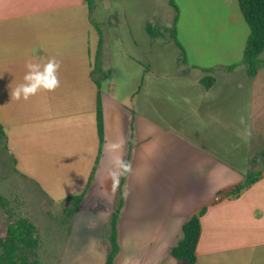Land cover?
<instances>
[{
    "label": "crops",
    "instance_id": "0c3cea01",
    "mask_svg": "<svg viewBox=\"0 0 264 264\" xmlns=\"http://www.w3.org/2000/svg\"><path fill=\"white\" fill-rule=\"evenodd\" d=\"M113 1L97 0L90 16L84 0H0V125L12 178L30 193L33 185L41 205L66 204L63 212L86 190L60 264H105L116 196L105 180L114 159L105 144L122 137L125 159L131 126L115 264H187L171 249L203 208L194 264H264V65L249 77L242 64L250 31L238 0H175L184 60L164 31L175 15L169 0L162 17L145 16L143 0ZM50 56L62 62L61 86L12 100L26 61ZM169 58L178 69L161 68ZM206 76L214 78L208 88ZM257 154L262 167L253 170ZM248 171L260 179L230 197ZM5 179L0 170V191ZM22 209L31 220L32 208Z\"/></svg>",
    "mask_w": 264,
    "mask_h": 264
},
{
    "label": "trees",
    "instance_id": "16d2710c",
    "mask_svg": "<svg viewBox=\"0 0 264 264\" xmlns=\"http://www.w3.org/2000/svg\"><path fill=\"white\" fill-rule=\"evenodd\" d=\"M89 7V15L97 0H84ZM240 10L248 24L249 36L245 47L242 64L246 68L247 75L254 77L259 69L263 67L264 61L261 54L264 51V0H238ZM169 4L174 8L175 15L173 24L170 28H165L164 31L170 34L171 39L176 46L181 50L183 56L185 51L183 46L177 39V24L179 19V8L175 0H169ZM148 32L152 36H156V32L148 28ZM98 67V61H97ZM236 66H230L228 69L232 70ZM205 87H209L214 78L206 76L201 80ZM97 122L100 137V143L103 138L102 128V111L100 103L97 106ZM6 134L3 126L0 125V142L5 143ZM134 145V132L131 126V133L128 139V147L125 160H131L132 149ZM264 159V150L260 154ZM257 163L256 159L253 160ZM93 175V174H92ZM92 175L89 178L88 185L92 180ZM127 177H122L120 181V188L116 192L113 211L109 218V222L104 234V238L108 242V250L105 258V264H115V261L120 252L119 231L118 225L121 218V213L125 205V184ZM261 177V171H248L244 175L243 181L238 184L229 193L230 197L238 196L243 190L249 188ZM86 190L81 194L70 196L72 206L65 210L66 214L73 218L77 212L78 206L85 197ZM2 200V197H0ZM206 208H203L196 214L192 215L189 220L183 225V237L179 240L176 246L171 249V255L176 259H184L187 264H194L196 262V248L201 233V217L205 213ZM37 229L33 222L28 218L19 217L15 221L9 222L6 227L5 236L0 238V264H37V249H38Z\"/></svg>",
    "mask_w": 264,
    "mask_h": 264
},
{
    "label": "rangeland",
    "instance_id": "374dc122",
    "mask_svg": "<svg viewBox=\"0 0 264 264\" xmlns=\"http://www.w3.org/2000/svg\"><path fill=\"white\" fill-rule=\"evenodd\" d=\"M138 3L143 4L145 16L149 11L155 12L158 10L157 12L162 17L163 14L171 10L167 0H143ZM120 4L119 0L113 1V5L119 6ZM168 52L170 56L178 54V50L172 46L169 47ZM166 67L172 68L173 70L178 69L177 66L173 65L172 59L170 58L168 60H161V68ZM175 72L173 71V73ZM254 159L258 162H250V167L253 170L261 168V158L259 155L257 154L252 160ZM12 167L13 165L7 156L4 143L0 142V170L6 175V179L4 180L6 186L0 193L7 197L5 199L0 195L2 197V200H0V238L5 236L6 227L9 222L15 221L24 215L23 213L25 212L22 208L26 204V207L29 206L33 210L31 212L29 211L30 216L28 215L26 217H31L30 221L38 227L37 237L39 243L36 257L37 264H60L63 250L71 237L70 227L74 217L70 218L66 212H63L66 204L52 205L46 203L41 205V196L33 185L27 184L32 190V193H30L19 180L12 178ZM102 246L103 249L106 246L108 250V242L105 238Z\"/></svg>",
    "mask_w": 264,
    "mask_h": 264
},
{
    "label": "clouds",
    "instance_id": "9594fccd",
    "mask_svg": "<svg viewBox=\"0 0 264 264\" xmlns=\"http://www.w3.org/2000/svg\"><path fill=\"white\" fill-rule=\"evenodd\" d=\"M61 63L55 56L48 57L46 62L26 61L23 82L11 88V99L28 101L40 92H54L61 86L59 77ZM125 146L126 141L122 137L105 144V150L114 154L112 167L107 170L105 176L106 181H111L110 190L113 195L120 188L121 178L130 175L133 171L132 163L123 158Z\"/></svg>",
    "mask_w": 264,
    "mask_h": 264
},
{
    "label": "built area",
    "instance_id": "2783aa9c",
    "mask_svg": "<svg viewBox=\"0 0 264 264\" xmlns=\"http://www.w3.org/2000/svg\"><path fill=\"white\" fill-rule=\"evenodd\" d=\"M223 196L221 195V194H219V195H217L216 196V199L218 200V199H220V198H222Z\"/></svg>",
    "mask_w": 264,
    "mask_h": 264
}]
</instances>
